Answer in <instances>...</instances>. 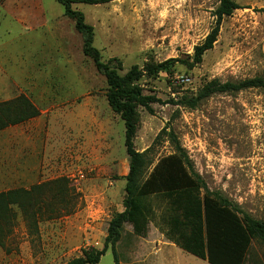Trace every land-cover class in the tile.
Returning <instances> with one entry per match:
<instances>
[{"label":"rangeland","instance_id":"374dc122","mask_svg":"<svg viewBox=\"0 0 264 264\" xmlns=\"http://www.w3.org/2000/svg\"><path fill=\"white\" fill-rule=\"evenodd\" d=\"M236 2L241 8L223 19L218 40L199 64L195 47L215 26L220 0H114L74 8L94 27L103 60L121 61L120 74L134 65L178 60L172 74L140 82L145 94L161 101L151 104L153 113L138 108L135 148L153 147L149 156L156 161L172 154L167 136H158L173 130L210 190L264 221V90L215 95L196 109L172 103L214 79L264 77V0ZM44 20L45 27L37 24ZM82 49L83 37L58 0H0V62L26 79L28 94L47 110L56 96L66 103L65 117L51 126V140L50 125L42 119L31 124L36 150L30 142L20 151L28 154L20 158L26 162L8 166L12 177L0 179V193L45 184L23 206L14 205V217L1 224L0 264H66L85 249L101 250L110 220L124 209L125 124L108 104L105 76ZM36 73L41 78L32 85L28 78ZM146 250L125 225L115 246L119 263L153 264ZM181 254L183 264H209ZM100 264H116L111 247ZM246 264H264L263 243L253 242Z\"/></svg>","mask_w":264,"mask_h":264},{"label":"trees","instance_id":"16d2710c","mask_svg":"<svg viewBox=\"0 0 264 264\" xmlns=\"http://www.w3.org/2000/svg\"><path fill=\"white\" fill-rule=\"evenodd\" d=\"M114 0H58L64 15L73 20L83 37V54L92 59L99 73L105 76L107 101L114 113L125 124V147L129 157V172L125 176L124 209L109 222L104 247H90L83 255L66 264H100L101 258L112 248L116 264H120L115 246L120 241L125 225L132 227L133 235L146 237L150 223L183 251L209 264H246L254 241L264 244V221L241 210L219 192L210 190L196 172L187 152L173 130L164 128L158 138L166 135L172 144V154L157 159L150 157L153 147L140 152L134 139L138 130V108L153 113L151 104L161 100L144 93L140 82L160 73L172 74L177 59L161 63H148L143 69L134 65L124 75L119 73L122 63L117 58L103 60L101 51L94 46V27L86 22L85 15L74 8L77 4L100 5ZM241 7L236 0H220L214 12L215 26L203 43L195 47L194 64L203 61L218 40L224 18ZM250 89L264 90V77H254L237 82L217 79L205 84L196 94L180 100L175 105L196 109L199 104L215 95L234 94ZM40 115L39 110L25 95L0 103V130L20 124ZM157 138V139H158ZM152 168L151 171L149 169ZM45 184L31 189L18 188L0 193V228L8 216L14 217V205L23 206V200L43 190Z\"/></svg>","mask_w":264,"mask_h":264},{"label":"crops","instance_id":"0c3cea01","mask_svg":"<svg viewBox=\"0 0 264 264\" xmlns=\"http://www.w3.org/2000/svg\"><path fill=\"white\" fill-rule=\"evenodd\" d=\"M37 24L45 27L47 23L44 20L43 22H37ZM35 25L36 24L34 20L32 26L33 31L35 30ZM64 49L67 51V45L65 41L63 43V50ZM20 77L21 75L18 72L15 74L13 71H9L5 64L0 62V103L11 101L20 95H25L39 110L40 115L29 119L26 122L11 125L3 130H0V179H10L12 177L15 171L12 172L11 169H8V166H17L23 162H26V160L22 161L20 158L28 157V154H20V151L22 152L23 149H29L31 147V144H29L30 142L33 143V150H36L37 146L35 142L39 139L33 134H30L29 126L31 124L36 125L43 120L46 127L47 125H50L48 129V135L49 139L51 140V126L55 128V123L60 120L61 117H65L66 103L60 98V96L55 97V105H52V108L47 110L40 104L37 96H30L28 94L26 79ZM40 78L41 77L38 76V73H36L34 77L28 78V80L30 84L37 85ZM5 79H8L6 80V83ZM38 133H40V131ZM17 172L18 171H16V173ZM139 238L141 243L146 244L147 250L144 253L154 261L153 264H183V260L180 258L182 256V249L169 241L154 223H150L147 236Z\"/></svg>","mask_w":264,"mask_h":264},{"label":"built area","instance_id":"2783aa9c","mask_svg":"<svg viewBox=\"0 0 264 264\" xmlns=\"http://www.w3.org/2000/svg\"><path fill=\"white\" fill-rule=\"evenodd\" d=\"M181 81H182V82H188L189 79H188V78H182Z\"/></svg>","mask_w":264,"mask_h":264}]
</instances>
